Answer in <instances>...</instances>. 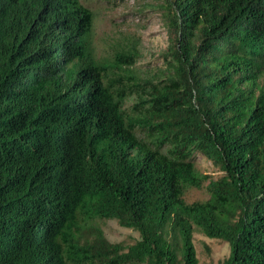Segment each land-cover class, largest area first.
Listing matches in <instances>:
<instances>
[{
	"label": "trees",
	"instance_id": "obj_1",
	"mask_svg": "<svg viewBox=\"0 0 264 264\" xmlns=\"http://www.w3.org/2000/svg\"><path fill=\"white\" fill-rule=\"evenodd\" d=\"M163 4L167 72L139 84L80 0H0V264H199L196 230L264 264V0ZM94 219L140 239H87Z\"/></svg>",
	"mask_w": 264,
	"mask_h": 264
},
{
	"label": "rangeland",
	"instance_id": "obj_2",
	"mask_svg": "<svg viewBox=\"0 0 264 264\" xmlns=\"http://www.w3.org/2000/svg\"><path fill=\"white\" fill-rule=\"evenodd\" d=\"M94 14L92 43L96 56L101 61H109L121 50L137 49L135 65L130 73L138 83L157 79L167 72L166 53L169 47V29L165 17L164 0H80ZM264 82V77L262 79ZM136 96L129 98L126 108L131 109ZM196 169L212 179L223 175L202 155L193 158ZM208 182L200 189L189 188L185 192L187 203L205 201L209 198ZM85 233L93 239L96 230H101L112 244L134 245L139 233L120 226L117 220L94 219L88 223ZM194 245L199 264H222L230 254L229 245L218 239H210L196 230Z\"/></svg>",
	"mask_w": 264,
	"mask_h": 264
}]
</instances>
